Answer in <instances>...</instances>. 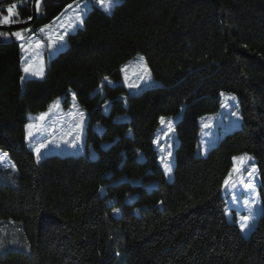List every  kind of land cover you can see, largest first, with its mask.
Returning a JSON list of instances; mask_svg holds the SVG:
<instances>
[{
	"label": "trees",
	"instance_id": "trees-1",
	"mask_svg": "<svg viewBox=\"0 0 264 264\" xmlns=\"http://www.w3.org/2000/svg\"><path fill=\"white\" fill-rule=\"evenodd\" d=\"M78 1L42 0L33 25L3 33L26 38ZM13 3L18 15L10 24L32 18L33 0H0V18ZM6 35L0 152L11 166L0 167V264H264V0H122L111 13L94 7L44 78L23 86L21 40L4 42ZM137 53L160 85L139 94L110 87L104 77L119 79ZM71 91L96 157L38 159L26 142L28 116L58 96L68 105ZM222 93L237 97L243 125L197 156L200 118L228 106ZM179 114L167 181L153 138L161 117ZM244 153L254 157L262 206L247 237L225 214L247 172L239 190L223 194L233 157Z\"/></svg>",
	"mask_w": 264,
	"mask_h": 264
},
{
	"label": "rangeland",
	"instance_id": "rangeland-1",
	"mask_svg": "<svg viewBox=\"0 0 264 264\" xmlns=\"http://www.w3.org/2000/svg\"><path fill=\"white\" fill-rule=\"evenodd\" d=\"M121 1L122 0H114L113 6L107 11L96 3L95 0H81L75 2L71 7H68L56 21L48 25V27H43L45 29L44 32H40L38 29L30 33L24 40H21V45H24V48L27 49V51H25L21 47V68L23 72L21 85L23 86L25 82L30 79L41 80L44 78L49 62L68 47V37L75 34L76 31L82 27L83 22L81 23V20H84L85 16L92 8H100L105 13H111L114 7L119 5ZM85 3H87L86 8L84 7ZM61 36L63 37L62 40L59 39ZM13 39L17 38L9 34L2 37V41L4 42H11ZM37 44L40 46L37 47ZM139 57L144 58L143 62L139 60ZM29 64H31L32 71L34 72H40L42 69L43 75H33L31 72L25 73L24 68ZM142 64L147 65L145 57L142 53H137L124 64L121 69L120 78L108 79V85L110 87H114L118 84L124 85L130 94H139L145 89L160 85L152 76L148 65L147 69L150 72V79L145 76ZM230 96L233 95L223 93L222 98L223 100H230ZM235 98V100H230L231 103L229 102L228 106L222 107L218 112L200 118L201 128L198 133L195 151L197 156L204 157L208 151L217 144L219 139L233 130L242 127L243 118L240 113L238 99L237 97ZM50 106H52L51 112H49ZM43 113H48V115L43 119H39ZM80 113L81 110L72 91L70 92L68 105L64 104V96L56 97L44 112L28 116L29 122L27 125H33L31 129L33 135L31 137L28 136V129L26 127L27 145L35 149V152L36 149L39 148V158L48 156L78 157L86 152L91 158L96 157V151L91 145L86 148L85 133L87 119L84 114L81 116ZM164 118L166 121H171V131H169L167 123L161 125L159 122V126L153 138V146L157 151L158 163L164 170L166 180L172 181L174 172V150L178 143L177 136L172 134V132L175 124L180 118V114ZM126 119L127 116H117L114 120L123 121ZM77 125H80V127H77ZM94 128L98 133L101 132L100 124H96ZM157 140H159V143L155 142ZM169 151L171 152V156L167 154ZM2 155L3 153L0 152V156ZM248 155L251 156L250 154ZM162 158H164L163 161ZM165 162L169 165L170 171H167ZM5 164L11 166V162L7 155L3 157V162H0V167H5ZM248 166L256 167L254 160L249 161V165L245 167ZM244 171L245 170L242 169L239 173L233 172L230 188L226 189L225 186L223 187L224 195L231 191L239 190L244 177ZM246 177L248 180L252 179L248 177V175ZM258 179L259 175L255 177L254 183L257 182ZM155 186L156 183H152L147 188L150 190ZM235 195L238 197V200L233 201V196L228 199L225 207V214L229 222L235 217V221L242 235L246 236L256 226L261 215L262 206L259 197V189L256 185L255 199L257 202L252 208V215L254 218L249 222V227L243 231L240 228L239 221L242 216L249 215V211L242 202L244 200H252L253 196L245 188Z\"/></svg>",
	"mask_w": 264,
	"mask_h": 264
},
{
	"label": "snow or ice",
	"instance_id": "snow-or-ice-1",
	"mask_svg": "<svg viewBox=\"0 0 264 264\" xmlns=\"http://www.w3.org/2000/svg\"><path fill=\"white\" fill-rule=\"evenodd\" d=\"M96 3H98L101 7H103L106 11L109 10L113 4H114V0H95ZM17 7V4L13 3L11 5H9L7 7V12L9 13L8 16H3L2 18H0V24H10V23H14V22H17V21H14L12 19L13 16L15 15H18V13H15L13 10ZM71 7V5L69 6ZM84 7L86 8L87 7V3L84 4ZM31 19V18H29ZM83 21L81 20V23ZM45 27H48V26H45ZM44 28H40L39 31L40 32H44ZM26 31H31L30 29H26ZM3 35H6V33H3V32H0V36H3ZM12 35H14L18 40H24L25 37H24V34L23 32H20V31H17V32H13ZM59 39H63V37H59ZM40 45L37 44V47H39ZM22 49L27 51L26 48H24V45H21ZM139 60L141 62H143L144 58L143 57H139ZM142 67H143V70H144V73H145V76L147 78L150 79V72L149 70L147 69V65L146 64H142ZM24 71L25 73H29L31 72V74L33 75H43V70L41 69L40 72H34L32 71V66L31 64L27 65L25 68H24ZM23 79V77H22ZM104 80L105 81H108V77H104ZM110 83V81H109ZM223 95V93L221 94ZM230 100H235L236 98L234 96H230L229 97ZM58 106V105H56ZM52 111V106H50L49 108V112ZM48 115V113H43L41 115V117H39V119H43L44 117H46ZM81 116H83V113H80ZM160 123L161 125H164L165 123L168 124L169 126V131H171V121H166L164 117H161L160 118ZM27 129H28V136L31 137L33 135L31 129L33 128V125L32 124H29L26 126ZM77 127H80V125H77ZM131 131V130H130ZM156 143H159V140L155 141ZM36 152H37V157L39 159V155H40V150L39 148L36 149ZM168 156H171V152L169 151L168 153ZM7 154H3L2 156H0V162H3V157L6 156ZM164 158H162V161H163ZM254 158L249 156L247 153H244L240 156H237V157H233V169L232 171L229 172V175L228 177L224 180V186L225 188H230L231 186V183H232V174L233 172L235 173H239L241 172V170H245L247 172V175L248 177L252 178L250 179L247 183H244L243 186L245 189L248 190V192L253 196V199L252 200H244L242 203L244 204L245 208L249 211V215H246V216H242L240 218V221H239V224H240V228L241 230H245L249 227V222L254 218L253 215H252V208H253V205L257 202L256 199H255V188H256V185L254 183V179L256 176H258V169L255 167V166H248V167H245L246 165H249V161H253ZM238 165V166H237ZM5 167H7L8 165L5 164L4 165ZM165 167L167 169V171H170V167L169 165L165 162ZM238 200V197L233 194V201H236ZM118 211V210H117Z\"/></svg>",
	"mask_w": 264,
	"mask_h": 264
},
{
	"label": "water",
	"instance_id": "water-1",
	"mask_svg": "<svg viewBox=\"0 0 264 264\" xmlns=\"http://www.w3.org/2000/svg\"><path fill=\"white\" fill-rule=\"evenodd\" d=\"M42 0H33L32 3V18L27 21V22H23V23H19V24H4V25H0V32H5V31H15V30H21V29H25L31 25H33L38 17V6L40 4ZM52 2H56V3H60L64 0H49Z\"/></svg>",
	"mask_w": 264,
	"mask_h": 264
},
{
	"label": "crops",
	"instance_id": "crops-1",
	"mask_svg": "<svg viewBox=\"0 0 264 264\" xmlns=\"http://www.w3.org/2000/svg\"><path fill=\"white\" fill-rule=\"evenodd\" d=\"M249 235V234H248ZM248 235L244 236V237H247ZM243 236V235H242Z\"/></svg>",
	"mask_w": 264,
	"mask_h": 264
}]
</instances>
